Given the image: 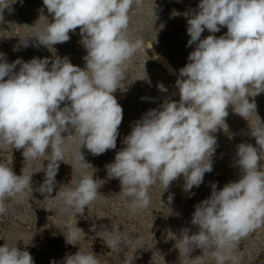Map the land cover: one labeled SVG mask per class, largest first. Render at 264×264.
I'll return each mask as SVG.
<instances>
[{
    "label": "clouds",
    "instance_id": "clouds-1",
    "mask_svg": "<svg viewBox=\"0 0 264 264\" xmlns=\"http://www.w3.org/2000/svg\"><path fill=\"white\" fill-rule=\"evenodd\" d=\"M134 3L141 5L142 0H43L52 22L20 40L21 45L53 48L68 42L69 33L79 28V42L87 53L84 68L58 56L9 63L0 53V150L23 149L25 161L48 154L39 186L42 195H51L57 186L60 162L70 150L66 137L77 138L72 154L78 168L89 165L82 148L99 156L117 147L123 108L114 93L126 78L127 61L143 47L142 39L128 34ZM9 6L8 0H0V20ZM187 23L186 46L195 48L175 82L179 100H165L144 113L123 138L124 147L114 161L105 165L107 178L118 179L123 195L131 198L127 207L132 211L148 207L149 189L158 183L165 192L183 177L185 192L199 188L205 174L213 171L218 147L214 133L227 126L229 106L249 122L247 118L257 114L255 100L249 97L264 93V0H200ZM222 27L227 28L224 35L201 38L205 30L215 34ZM30 39L35 43L30 45ZM249 126L256 146L237 145L238 180L219 190L218 182L212 183L210 196L196 204L192 214L197 231L190 234L184 228L177 238L183 264H200V257L191 255L195 249L207 251L216 264H239L234 248L264 227V122L259 119ZM72 183L75 187H60L55 198L62 212L82 216L101 186L93 174ZM30 187L32 174L17 175L0 164V214L7 212V198L22 203ZM173 199L170 194L167 203ZM166 208L170 214L171 208ZM83 233L76 224L64 235L65 243L77 245ZM104 242L113 251L143 247L141 240L120 235L118 227H112ZM133 261L134 256L129 257L125 264ZM0 264L35 262L29 251L5 244L0 246ZM50 264L100 261L93 252L79 249Z\"/></svg>",
    "mask_w": 264,
    "mask_h": 264
},
{
    "label": "rangeland",
    "instance_id": "rangeland-1",
    "mask_svg": "<svg viewBox=\"0 0 264 264\" xmlns=\"http://www.w3.org/2000/svg\"><path fill=\"white\" fill-rule=\"evenodd\" d=\"M199 2L142 0L141 5L133 4L128 34L133 40L142 39L143 47L127 61L126 78L114 93L123 108L116 149L93 156L82 148L89 165L78 168L72 154L78 146L77 138L74 135L66 137L65 144L70 150L65 153L64 162H60L56 177L58 183L51 195L39 192L45 176L43 170L48 163L47 153L34 161H25L23 149L8 147L0 150V164L11 167L17 175L32 174V187L26 189L22 203L14 198L5 200L7 212L0 214V246L7 244L29 251L35 264H50L53 260L60 262L79 249L93 252L100 264H125L133 256V264H183V257H179L175 247L177 238L184 228H189L190 234L197 231V227L191 224L192 214L195 205L210 196L212 183L218 182L219 190L226 183L238 180L239 169L235 164L237 145L250 143L256 146L255 138L250 135L249 123L255 124L259 119L264 122V93L249 97L250 102L254 99L257 105V114L254 112L249 116V122L229 106L225 120L227 126L222 125L224 129L214 133L218 147L212 157L213 171L206 173L204 182L191 192L183 190V177L174 181L165 192L158 183L149 189L148 207L132 211L127 207L131 198L123 195L118 179L107 178L105 165L114 161L116 152L124 147L123 138L130 134L132 125L144 113L158 108L165 100H179L175 82L179 70L189 62L188 56L195 48V45L186 46L190 39L187 21L197 10ZM8 3L10 6L4 9L0 20V53L6 54L9 63L17 58L27 62L33 57L52 59L58 56L68 57L73 65L85 67L87 53L79 42V28L75 33H69L68 42L56 44L53 48L51 45L49 48L43 45L24 48L20 40L31 38L47 26L52 22V15L43 0H8ZM226 32V27L215 34L205 30L201 38L208 35L220 37ZM34 43V39L29 40L30 45ZM261 160L264 161V154H261ZM85 174H93L101 186L100 194L85 208L82 216L62 212L61 204L55 198L57 191L62 186L75 187L72 181ZM170 194H174V199L169 205ZM166 207L171 208L170 214ZM76 224L84 233L77 245L66 244L64 235ZM112 227H118L122 236L141 240L142 249L122 246L119 251H113L108 248L104 241L109 238ZM233 254L239 258V264H264V227L242 238ZM191 255L193 258L199 256L200 264H216L207 251L195 249Z\"/></svg>",
    "mask_w": 264,
    "mask_h": 264
}]
</instances>
